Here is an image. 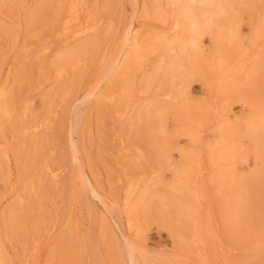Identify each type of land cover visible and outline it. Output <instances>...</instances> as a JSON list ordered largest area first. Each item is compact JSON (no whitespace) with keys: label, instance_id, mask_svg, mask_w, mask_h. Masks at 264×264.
Returning <instances> with one entry per match:
<instances>
[{"label":"rangeland","instance_id":"374dc122","mask_svg":"<svg viewBox=\"0 0 264 264\" xmlns=\"http://www.w3.org/2000/svg\"><path fill=\"white\" fill-rule=\"evenodd\" d=\"M241 1L181 53L165 0H0V264H264V0Z\"/></svg>","mask_w":264,"mask_h":264},{"label":"bare ground","instance_id":"6f19581e","mask_svg":"<svg viewBox=\"0 0 264 264\" xmlns=\"http://www.w3.org/2000/svg\"><path fill=\"white\" fill-rule=\"evenodd\" d=\"M166 3L168 5L174 6V7H178L181 11L179 13V16L182 18V20L184 22H186L183 26L186 27L187 30V39H183V40H172L171 42H169V44L167 45V51H173L175 49H178L179 52L183 53L187 48H191V49H196L198 48V42H197V36L199 33H197L198 27L202 26L205 30H210L211 28H213L217 22V20H219L220 18H222L223 16L225 18H229L227 23H234V21H238L240 20L239 18L241 17H237V13L236 11H234L236 9L237 4L241 5L242 7H244V5H246V7H249L250 5L246 4V2L242 3L241 0H165ZM240 2V3H238ZM200 5L202 7L201 13L198 15V17L195 14H192V12L189 11V8L192 7V9H194L193 6H197ZM189 7V8H188ZM251 9V8H250ZM157 10V9H156ZM238 11V10H237ZM195 13V12H194ZM228 16V17H227ZM238 18V20H237ZM224 20V19H223ZM180 21H174L170 27V31L172 32L173 35H177L180 32V25L181 23H179ZM223 23V22H222ZM239 23V21H238ZM98 24V22H97ZM221 24V23H219ZM229 25V24H228ZM182 26V28H183ZM221 26V25H220ZM96 27V26H95ZM227 27V25H226ZM216 28V27H215ZM219 28V27H218ZM228 28V27H227ZM226 28V29H227ZM229 29V28H228ZM232 29V28H231ZM198 30V31H197ZM208 32V31H207ZM219 32V31H218ZM222 32V31H221ZM204 33V32H203ZM227 33V32H226ZM236 34V33H235ZM128 35V34H127ZM233 36V34H228V38L231 39ZM134 37V36H133ZM200 37V35H199ZM127 38V37H126ZM173 38V37H172ZM227 38V36H226ZM236 38V37H235ZM199 39V38H198ZM225 39V38H224ZM171 40V39H170ZM134 41V39L132 40ZM254 42V41H253ZM227 43V42H226ZM133 50L131 52H129L128 54H126V58L124 61V64L122 65V69L128 65V63L131 61V59L135 58L138 55V50L137 47L138 44L137 43H133L132 44ZM232 45V44H231ZM251 45V44H250ZM130 47V46H128ZM177 51V50H176ZM166 52V51H165ZM163 53V52H162ZM178 53V52H177ZM70 57V56H69ZM72 57V56H71ZM71 57L69 58V60H71ZM177 57V56H176ZM179 58V57H178ZM134 63V62H133ZM176 63V67H180V63L179 62H174ZM66 65V64H65ZM63 66V65H62ZM61 66V67H62ZM119 66V64L117 65V67ZM64 67V66H63ZM116 67V69H117ZM119 68V69H121ZM128 68V67H127ZM115 69V68H114ZM64 72L63 69H58L56 72V77H60L61 74ZM118 72H116V70H112L109 72V75L112 77V79L116 78L118 76ZM109 76V77H110ZM90 95V94H89ZM4 96V95H3ZM2 99V98H1ZM3 104V103H2ZM6 110V108H5ZM1 112L4 113V110L1 109ZM7 114V113H6ZM5 115V113H4ZM73 124V123H72ZM77 122H75L73 124L72 127V134L75 130V126H76ZM246 124V123H245ZM245 128L243 130V135L245 136H249V137H256L258 140H262L261 137H264V114L257 116L256 118H252L251 120H249L247 122L246 125H244ZM38 127V125H35L33 127V130H35ZM236 133V132H235ZM241 133V131H240ZM233 134V132L231 133ZM254 139V138H252ZM264 140V138H263ZM257 141V140H256ZM260 143V142H259ZM262 144V143H261ZM231 148V147H230ZM74 150V149H73ZM75 151V150H74ZM225 151V149H224ZM223 151V152H224ZM230 152V151H229ZM228 152V154H229ZM226 153V152H225ZM225 153L223 155H225ZM75 154V153H73ZM227 154V156H228ZM222 156V155H221ZM224 157V156H223ZM54 179V178H53ZM92 190V189H91ZM147 192L144 190L140 195V199L144 198L146 196ZM239 194V193H238ZM236 197V196H235ZM130 207V206H129ZM236 219V218H235ZM128 244V243H127ZM126 244V245H127ZM129 246V245H127ZM132 247V246H131ZM129 247V248H131ZM128 248V249H129ZM134 248V247H133ZM132 248V249H133ZM129 251V250H128ZM135 251V250H134ZM131 252V249H130ZM1 257H0V262H1Z\"/></svg>","mask_w":264,"mask_h":264}]
</instances>
